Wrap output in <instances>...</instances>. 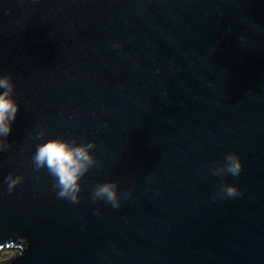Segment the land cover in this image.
Here are the masks:
<instances>
[{"label":"water","instance_id":"water-1","mask_svg":"<svg viewBox=\"0 0 264 264\" xmlns=\"http://www.w3.org/2000/svg\"><path fill=\"white\" fill-rule=\"evenodd\" d=\"M9 74L10 264H264V0H0ZM53 138L95 141L79 204L33 169ZM227 153L243 171L223 179L242 195L214 199L210 165ZM10 173L23 181L8 194ZM104 182L132 196L91 203Z\"/></svg>","mask_w":264,"mask_h":264},{"label":"clouds","instance_id":"clouds-1","mask_svg":"<svg viewBox=\"0 0 264 264\" xmlns=\"http://www.w3.org/2000/svg\"><path fill=\"white\" fill-rule=\"evenodd\" d=\"M0 152L11 148L6 138L12 132V124L17 118L20 105L14 98L15 84L12 75L0 76ZM44 132H39L37 138H43ZM96 147L95 141L78 143L77 140L64 138L49 139L40 143L32 156L34 171L46 170L53 179L52 187L60 199H65L72 204L81 202L82 179L93 168L97 167V159L92 154ZM243 171L240 157L235 153L225 154L223 160L214 161L210 165L211 175L220 177L219 191L215 198L235 199L242 195L240 189L224 181V177L231 175L238 177ZM23 181L22 176L9 174L6 177L7 192L11 194ZM151 182V178L149 179ZM118 182H104L96 184L90 192V201L93 204L101 201L110 204L114 209H119L122 199L132 196L131 191L120 193ZM96 214L100 212L97 209Z\"/></svg>","mask_w":264,"mask_h":264},{"label":"rangeland","instance_id":"rangeland-1","mask_svg":"<svg viewBox=\"0 0 264 264\" xmlns=\"http://www.w3.org/2000/svg\"><path fill=\"white\" fill-rule=\"evenodd\" d=\"M19 254V251L13 248L4 247L0 250V264H8Z\"/></svg>","mask_w":264,"mask_h":264},{"label":"bare ground","instance_id":"bare-ground-1","mask_svg":"<svg viewBox=\"0 0 264 264\" xmlns=\"http://www.w3.org/2000/svg\"><path fill=\"white\" fill-rule=\"evenodd\" d=\"M15 249L19 251V254L21 253V250H20L19 248H15ZM19 254H18V255H19ZM18 255H17V256H18ZM17 256H16V257H17ZM14 259H15V258H13V259L11 260V262H12ZM11 262H9L8 264H10Z\"/></svg>","mask_w":264,"mask_h":264},{"label":"flooded vegetation","instance_id":"flooded-vegetation-1","mask_svg":"<svg viewBox=\"0 0 264 264\" xmlns=\"http://www.w3.org/2000/svg\"><path fill=\"white\" fill-rule=\"evenodd\" d=\"M5 247H7V246H5ZM3 248H4V247L0 248V250L3 249ZM7 248H10V247H7ZM13 249H15V248H13Z\"/></svg>","mask_w":264,"mask_h":264}]
</instances>
